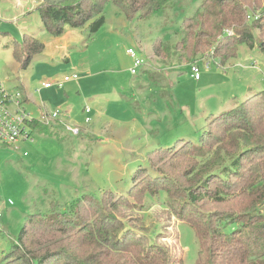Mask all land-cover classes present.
<instances>
[{
	"label": "rangeland",
	"instance_id": "1",
	"mask_svg": "<svg viewBox=\"0 0 264 264\" xmlns=\"http://www.w3.org/2000/svg\"><path fill=\"white\" fill-rule=\"evenodd\" d=\"M201 1L169 0L145 18L128 17L106 1L97 32L90 33L87 24H66L54 36L35 11L42 0H23L19 6L17 0H0V85L14 93L23 83L31 95L23 107L32 117H40L42 105L58 112L46 130L34 131L32 141L8 145L0 140V253L10 250L27 214L45 213L54 201L69 205L83 194L123 198L140 169L134 185L150 187L153 196L126 194L132 206L113 213L114 218L136 230L143 243L162 248L168 264L202 259L200 241L182 213L181 189L194 183L205 161L190 160L189 147L184 155L165 150L191 146L207 116L264 90V26L255 31L259 46L241 44L224 63L209 51L197 63L195 80L191 64L178 56L159 59L152 46L157 39L175 44L184 18L194 15ZM24 34H33L44 49L21 69ZM129 48L143 61L133 75ZM72 74L77 81L36 92L41 83ZM67 126H79V134ZM223 162L213 159L207 167L215 170ZM158 183L173 190L172 199L165 191L156 194ZM260 209L264 213V205Z\"/></svg>",
	"mask_w": 264,
	"mask_h": 264
},
{
	"label": "trees",
	"instance_id": "2",
	"mask_svg": "<svg viewBox=\"0 0 264 264\" xmlns=\"http://www.w3.org/2000/svg\"><path fill=\"white\" fill-rule=\"evenodd\" d=\"M106 1L128 17L145 18L169 0H42L35 11L54 36L66 24H87L89 32L95 33L104 24ZM263 26L264 0H202L195 14L184 18L175 44L157 39L152 51L158 58L178 56L185 63L197 64L212 50L214 58L224 63L236 56L241 44L259 46L255 31ZM21 45L18 61L25 69L44 45L33 34H24ZM17 87L24 104L25 92L21 85ZM263 104L264 90H259L230 109L207 116L191 146L183 141L186 148L165 150L170 154L183 151L184 155L189 147L188 158L199 164L205 161L206 167L213 159L224 161L215 170L201 167L194 183L181 189L182 213L200 241L202 259L195 264H264V213L260 209L264 205ZM45 126L32 120L28 131H44ZM137 171L127 196L152 197L150 187L144 190L134 185ZM156 185V194L165 191L172 199L171 188ZM126 194L121 198L107 193L101 199L83 194L69 205L54 201L45 213L27 214L10 250L0 253V264H168L162 248L143 243L134 229L114 218L113 213L132 206Z\"/></svg>",
	"mask_w": 264,
	"mask_h": 264
},
{
	"label": "built area",
	"instance_id": "3",
	"mask_svg": "<svg viewBox=\"0 0 264 264\" xmlns=\"http://www.w3.org/2000/svg\"><path fill=\"white\" fill-rule=\"evenodd\" d=\"M127 53L133 59V66L130 68V73L135 74L136 68L142 65L143 61L141 58L136 56V53L133 49H127ZM207 65V63H206ZM191 77L195 80L199 79V69L196 63L190 65ZM70 80L77 81V74H72L64 76L62 80H56L54 82H43L42 88H51L52 86L59 89L63 86L65 82ZM38 88L36 92H39ZM22 94L17 89L14 93L9 92L6 88L0 85V140L6 144H15L20 139L32 141V134L29 133L28 124L32 120H37L40 123L50 125L58 117V112H49L43 109L40 110L41 114L39 118H35L29 115L23 107L21 101ZM89 109L86 107L85 112L88 113ZM89 119L84 120L85 123H88ZM66 129L71 132L73 135H77L80 132L79 126L69 127ZM1 217V212H0Z\"/></svg>",
	"mask_w": 264,
	"mask_h": 264
},
{
	"label": "crops",
	"instance_id": "4",
	"mask_svg": "<svg viewBox=\"0 0 264 264\" xmlns=\"http://www.w3.org/2000/svg\"><path fill=\"white\" fill-rule=\"evenodd\" d=\"M22 1H23V0H17L16 5H18V6L21 5V2H22ZM40 28H42V27H40ZM153 55H154V54H153ZM154 56H155V55H154ZM155 57H156V56H155ZM159 59H160V58H159ZM132 75H133V74H132ZM197 80H198V79H197ZM65 83H67V82H65ZM65 83H64V84H65ZM64 84H63V85H64ZM21 85H22L23 91L25 92V95H26V99H27V101H28V100H31V95H29V94L27 93V91H26V89H25V88H26L25 85H24L23 83H22ZM41 86H42V83L38 86V88L42 91L43 88H42ZM51 88H53V86H52ZM51 88H44V89L49 90V89H51ZM54 88H55V87H54ZM36 90H37V89H36ZM54 124H55V123H54ZM54 127H56V125H54ZM33 133H34V132H33ZM33 133H32V134H33Z\"/></svg>",
	"mask_w": 264,
	"mask_h": 264
},
{
	"label": "water",
	"instance_id": "5",
	"mask_svg": "<svg viewBox=\"0 0 264 264\" xmlns=\"http://www.w3.org/2000/svg\"><path fill=\"white\" fill-rule=\"evenodd\" d=\"M46 1H49V2H52V1L60 2L62 0H46Z\"/></svg>",
	"mask_w": 264,
	"mask_h": 264
}]
</instances>
